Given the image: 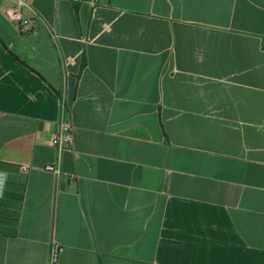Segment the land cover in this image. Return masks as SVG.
<instances>
[{
  "label": "crops",
  "instance_id": "obj_1",
  "mask_svg": "<svg viewBox=\"0 0 264 264\" xmlns=\"http://www.w3.org/2000/svg\"><path fill=\"white\" fill-rule=\"evenodd\" d=\"M17 7L0 0V264H46L52 240L58 264H264V0Z\"/></svg>",
  "mask_w": 264,
  "mask_h": 264
},
{
  "label": "built area",
  "instance_id": "obj_2",
  "mask_svg": "<svg viewBox=\"0 0 264 264\" xmlns=\"http://www.w3.org/2000/svg\"><path fill=\"white\" fill-rule=\"evenodd\" d=\"M17 4V8L13 9L9 12V16L13 21H16L22 25H27L28 20L23 18L21 13V8L25 7L31 10V3L33 0H14ZM95 0H91L93 4ZM71 123L69 120L64 118V112L62 111L61 117L58 122V128L56 132L51 136V145L54 146L57 150V161L56 164H49L45 166V169L48 171L55 172L59 174L61 171L59 169V162L61 159V154L64 150L69 147L71 143ZM26 168L22 167L21 171H25ZM5 182V174L0 171V191L3 187ZM63 248L59 245L56 241L52 240L49 245V251L47 256L46 264H58L60 254Z\"/></svg>",
  "mask_w": 264,
  "mask_h": 264
}]
</instances>
